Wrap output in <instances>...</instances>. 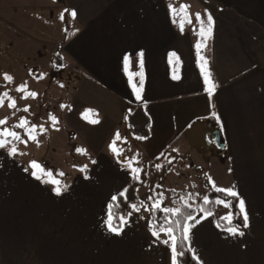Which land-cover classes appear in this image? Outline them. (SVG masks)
Returning <instances> with one entry per match:
<instances>
[{
    "label": "crops",
    "instance_id": "crops-1",
    "mask_svg": "<svg viewBox=\"0 0 264 264\" xmlns=\"http://www.w3.org/2000/svg\"><path fill=\"white\" fill-rule=\"evenodd\" d=\"M200 1L215 21L204 52L211 78L218 85L211 97L185 27L187 16L178 12L173 17L169 0H60L70 12L72 31L58 52L80 95H99L104 106L131 98L136 99V107L143 106L150 119L149 136L137 139L138 162L145 156L152 163L173 151L179 155L176 163L184 159L188 170L204 176L209 168L202 161L218 163L216 180L221 188L235 186L246 201L250 226L241 229L244 236L217 227L219 218L233 213L231 207L218 213L217 203L213 215L206 217L201 203L194 206L193 216L200 223L191 230L193 257L200 264H264V170L251 166L255 159H264V0ZM1 20L9 32L1 43L2 51L20 53L24 61L32 57L41 69L40 45L36 49L27 44L22 33L11 29L5 18ZM141 51L143 69L139 67ZM173 52L176 56H171ZM126 55L130 56V73H144L141 99L128 85ZM133 78L139 87L140 77ZM212 122L226 143L222 158L221 152L217 156L215 148L198 139L199 128L209 130ZM107 157H99L98 169H92L86 175L89 178H77L75 186L56 195L54 188L48 191L25 171L24 155L20 158L19 153L13 156L0 149V236L10 257L6 259H16V264H174L171 242L163 243L167 234L153 235L150 173L137 189L140 211L131 212L121 234L109 231V203L133 176L131 169ZM209 181L212 185L213 180ZM145 185L146 209L140 195Z\"/></svg>",
    "mask_w": 264,
    "mask_h": 264
},
{
    "label": "rangeland",
    "instance_id": "rangeland-1",
    "mask_svg": "<svg viewBox=\"0 0 264 264\" xmlns=\"http://www.w3.org/2000/svg\"><path fill=\"white\" fill-rule=\"evenodd\" d=\"M170 3L177 8L178 12L181 5L189 6L187 14L191 15L192 22L188 23L186 20L185 27L192 36L199 59V56H204L206 46L198 54L195 45L202 38L198 34L201 25L196 18V13H200L201 18L206 22V4L200 0H169ZM62 15L63 19H61ZM69 15V10L65 8L60 0H0V94L8 92L11 97L16 99V108L8 106L9 101L7 98H5L4 106L0 107V120L7 118V124L0 125V128L11 127L17 124L21 117H25L37 126L43 125L46 129V131L40 132L37 128L35 134L38 135V143L29 139L28 134L23 129H15L21 134L22 140L27 141L26 143L16 141L14 144L18 149L17 153H24L25 166L28 168V172L32 173L30 162L36 161L52 173L51 176L42 179H37L31 174L36 181H41L43 186L48 187V191L56 185L51 182H44L45 179L61 181L62 185H68L67 188H70L72 185L75 186L77 178L86 176L92 169H98V159L109 156L107 158L117 159L124 168H129L126 166L129 161L132 162V167L147 164L152 181L150 186L164 185L161 186L162 190L160 192L154 191L157 196L156 200H160L159 194L163 193L162 207H177L179 203H176L175 199H180L183 202L182 197L188 199L192 206H200L201 200H204L205 196L208 197V188L202 184L204 173L188 170L189 165L186 164L184 159L176 163L171 173L164 171V161L157 164L160 165L158 172L153 171L152 163L149 162L150 159L145 156H142L141 162H136L139 160L137 154L140 155L137 138L133 136L132 129L126 125L123 119L125 112L129 111L132 113L133 123L138 125L143 121V114L135 112L136 99H123L122 102L116 101L112 107L110 105L104 106V100L101 96L95 94L89 97L82 96L76 85L71 83L60 52H58L62 51L64 42L70 31H72L71 26H68ZM2 18L12 24L11 29L14 28L23 34V41L27 44L36 49L40 45L41 51L38 53L39 60L43 63L41 69L33 63L34 58L32 60V57H28V61H24L20 53L10 55V53L2 51L4 47L1 43L7 40L6 34H9L8 31L3 29L4 26L8 29V26L2 22ZM18 40L15 36L13 41L16 43ZM31 46H29L27 52H29ZM56 53L61 64L59 69L53 67V59ZM19 58L21 61H19ZM127 72L128 85L132 88L134 78L132 76V79H129V68ZM5 73L13 77L12 82L4 79ZM25 82L27 83L26 91H34L38 94L35 98L28 97L24 99L22 98L24 92L17 91V88ZM136 85L138 86V83ZM61 105H64V107H61ZM86 106L95 108L99 112L88 113V107ZM25 107L28 108L27 112L23 111ZM86 113L97 118L99 122L94 124L87 120ZM50 114L58 118L59 123L55 127L52 126ZM194 127V129L198 128V126ZM57 128L59 130H56ZM207 130L199 128V140H205L204 135ZM117 132L121 137L120 140L116 141L117 149L121 152L119 159L109 149V145L114 140ZM77 148L85 149L86 154L78 152ZM255 150L257 153L259 152L257 148ZM223 152L224 150L221 152L220 158L224 156ZM214 154L219 155L216 152ZM22 156L20 155V158ZM93 160L96 163H92ZM202 163H204L205 169L209 168V171L206 172L211 177V181L215 182L216 187L221 188L216 180L218 163L213 165L205 161H202ZM85 165H87V172L81 171V168ZM251 166L252 170L263 171L264 159H255ZM61 172L64 173L63 176L60 175ZM157 181L161 185L156 184ZM147 189V185L140 189L145 209L147 208ZM171 190L177 191V195H171ZM185 191L187 192L186 195L183 194ZM31 198H33L32 195ZM217 200L224 199L218 198ZM224 210H230V207L218 204V213H222ZM7 256L0 236V261L5 260V262H11L10 264H16V259L9 260L6 259L10 258Z\"/></svg>",
    "mask_w": 264,
    "mask_h": 264
},
{
    "label": "snow or ice",
    "instance_id": "snow-or-ice-1",
    "mask_svg": "<svg viewBox=\"0 0 264 264\" xmlns=\"http://www.w3.org/2000/svg\"><path fill=\"white\" fill-rule=\"evenodd\" d=\"M188 5H181L180 9H179V13L180 14H185L187 15V22L191 23V15L187 14V9H188ZM169 8L172 11L173 17H175L178 14V10L177 8H175L173 6L172 3L169 4ZM67 11V10H66ZM71 15L72 17H75L77 15L76 11L73 10L71 11ZM63 15L61 16V19H63ZM196 18L199 20L200 22V30H199V36L202 38V40L200 42H197L195 47L197 49V52L199 54L200 50L206 46V41L208 38H210L213 34V28H214V24L215 21L211 15V13H207V20L205 22V20L203 18H201L200 13H196ZM181 30H183L184 27V21L181 20ZM78 31V30H77ZM139 56V67L141 69H143V56L144 53L143 51L138 53ZM171 56H176V53L173 52L171 53ZM179 58L177 57V60ZM130 62V56L126 55L124 57V63H125V67L127 69V66ZM199 62H200V68L201 71L204 74V84L206 85V90L208 92V95L211 97L213 95V93L215 92L216 88L218 87V85L214 82V80L211 78V72L209 70V68L207 67L208 61L204 56H199ZM133 75H138L140 77L141 83L140 86L138 87L135 83H132V89L133 92L135 93V96L137 99H141L142 96V91H143V79H144V73L143 71H140L139 73H135L129 74V79H132ZM174 79H179L178 76H174ZM4 79L8 82H12L13 81V77L7 73L4 74ZM27 89V83H23L21 84L18 88L17 91L19 92H24V96L22 98L27 99L28 97H32L35 98L38 94L34 91H26ZM5 98H7V100L9 101L8 106L11 108H16V99L11 97L8 92H4L3 94H0V107L4 106V101ZM61 107H64V105H61ZM23 111L27 112L28 108L25 107L23 109ZM87 111H92L91 109H88ZM14 114V113H13ZM213 116H216L217 119H219L218 115L213 112ZM50 119L52 121V126L55 127L56 124L59 123L58 118L55 115L50 114ZM92 123H98L99 121L97 120H92ZM7 124V118L0 120V125H4ZM16 128H20L23 129L27 134H28V138L36 141L37 143L38 141V135L35 134L37 128H39L40 132L46 131V129L44 128L43 125H39L37 126L36 124L30 122L29 120H27L25 117H21L19 119V122L15 125H12L11 127H4V128H0V148L3 149H7L9 155H16L17 154V147L15 146L14 142L16 141H20L23 143H26V140H22L21 134L19 132H17L15 129ZM56 130H59L58 128ZM138 138H142V137H138ZM120 134L119 132L116 133L114 140L112 141V143L109 145V149L116 154L117 158H120L121 152L120 150L117 149L116 146V141L120 140ZM11 145V147H9ZM78 152L84 153L86 154V150L82 149V148H77L76 149ZM20 155H24V153H20ZM139 155V154H137ZM138 163V161H136ZM92 163H96L95 160L92 161ZM2 166V165H0ZM126 166L131 168V174L133 176L134 179H139V174L141 173L142 169L139 167H132V162L129 161L126 163ZM30 167L32 169V175L35 176L37 179H42L44 177H49L52 175V173L49 170H46L43 168L42 165H40L39 163H37L36 161H31L30 162ZM157 168L160 167V165H156ZM25 171H28V168H25ZM81 171L87 172V165L83 166L81 168ZM61 176L64 175L63 172L60 173ZM85 178H89L88 176H85ZM209 179H211V177H209ZM44 182H51L54 183L56 186L54 187L53 191L55 192L56 195H61L63 193V191L67 190L68 185H62L61 181L58 180H46ZM213 188H215V190L217 192H224L226 193L228 196L232 197L233 199L238 201V208L239 211L237 213H235V216H242V223H243V227L244 228H248L250 226L249 223V214L246 208V201L244 200L243 197H241L240 193L236 190L235 186L232 187H228V188H219L216 187L215 182H213L212 184ZM126 193H127V189H124L123 192L120 193V196H124L126 197ZM159 196L161 197L160 200H157L155 203L152 204V208L153 209H161L162 207V198H163V193H160ZM149 200H153L154 198L152 196L148 197ZM183 201V206H177V207H163V212L166 213L168 216L171 217H175L174 220H171L167 223V226H160L159 230H155V228L153 229V235L159 237L160 232H164L167 234L168 239L164 240L163 243L164 244H169V242H171L170 246L173 252V261L174 264H180V260L179 258H182L185 255V252L183 250H179L178 251V247L179 248H183L184 243L187 242L189 245L188 250L189 251H193L194 250L191 249L190 244H191V230L196 226V224L200 223V220H197L195 218V216H193L190 212H185L184 209H190L192 207V205L189 203L188 199H184L183 197L181 198ZM113 201L117 200L116 196L112 197ZM209 203L208 197L205 196L204 197V204ZM216 203L218 204H224L225 207H231V201L225 202L224 200H217ZM131 208L134 209L135 211L139 212L140 208L137 207L136 204H132ZM201 211H205V216H211L213 215V213L211 211H206L205 209H203V207L201 206ZM128 216H131L132 213L129 212L127 214ZM224 220L227 221L228 223V227L225 229L228 233H230L231 235L235 236V235H239V236H244L245 232L243 230H241V226L240 224H233V219H234V214L232 212H229L227 215H225L223 217ZM114 218L111 214V212H109V216H108V220H107V225H108V229L109 231L119 235L121 234V232L123 231V225L128 223L127 217L124 215H121L119 217V224H115L114 222ZM189 221H195L194 223H189ZM217 227H220V224L217 223ZM179 232V235H177L176 233ZM179 242V243H178ZM197 259H199L198 257H196ZM202 264V262H201Z\"/></svg>",
    "mask_w": 264,
    "mask_h": 264
},
{
    "label": "trees",
    "instance_id": "trees-1",
    "mask_svg": "<svg viewBox=\"0 0 264 264\" xmlns=\"http://www.w3.org/2000/svg\"><path fill=\"white\" fill-rule=\"evenodd\" d=\"M53 67L55 69H59L61 67V64L59 62V57L58 54H55V57L53 59ZM88 110V109H87ZM92 111H87L88 113H97V111L91 109ZM135 112H139L141 114H143L144 119L141 123H139L138 125H136L135 123H133L132 121V113L127 111L124 114V122L126 123V125H128L131 129V132L133 133V136L137 139H146L149 136V124H150V119L147 116V114L144 111V108L142 105H138L135 108ZM86 113L85 117L87 120L92 121V120H97L99 121L97 118L92 117L90 114ZM138 137H142V138H138ZM216 152H218V149H215ZM222 152V151H221ZM220 153V152H219ZM179 158V155L173 151H166L163 154H161L160 156L156 157L153 162H152V169L155 172H158V168L156 167V165L159 162L164 161L163 163V169L164 171L168 172L172 166L176 163L177 159ZM148 175H149V171H148V167L146 165H144L142 167V171L139 174V179H134L132 178V180L130 181V183L126 186L125 189H127V193H126V197L124 196H120V193L116 196L117 200L113 201L111 200L109 203V212H111L113 218H114V223L115 224H119V217L121 215H124L126 217H128V213L132 212L134 209L131 208L132 204H136L137 207L140 208V200H139V196L137 193V189L139 186L145 184L148 180ZM204 185L206 188H208V200L209 203L204 204V200L201 202V206L203 207V209H205L206 211H214L215 207H216V201L218 198L224 199L225 201H231V210L233 211V213H237L239 211L238 208V201L233 199L232 197L228 196L226 193L224 192H217L215 190V188L212 187L209 178L207 175L204 176ZM159 191L162 190V187L159 185H155V186H150L148 189V197L152 196L154 199L153 200H149L148 199V206H149V214H150V222L152 225V228L155 230H159L160 226H167V223L171 220H174L175 217H171L168 216L166 213L163 212V207H161V209H153L152 208V204L155 203L157 200V196L154 193V191ZM171 195H177V191L175 190H171ZM184 195L187 194V192H183ZM176 203H179V206H183V202H181L180 199H175ZM185 212H190L192 215H194L196 213V208L194 206H192L190 209L185 208L184 209ZM218 223L220 224L221 227L227 228L229 225L227 223L226 220H224L223 218H219L218 219ZM233 224H240L241 229H243V223H242V216H234L233 219ZM177 235H179V232L176 233ZM179 243V242H178ZM189 245L187 242L184 243L183 248H179L178 247V251L179 250H183L185 252V255L182 258H179L180 260V264H200L192 255L191 251L188 250Z\"/></svg>",
    "mask_w": 264,
    "mask_h": 264
},
{
    "label": "water",
    "instance_id": "water-1",
    "mask_svg": "<svg viewBox=\"0 0 264 264\" xmlns=\"http://www.w3.org/2000/svg\"><path fill=\"white\" fill-rule=\"evenodd\" d=\"M209 134L213 137L212 141L207 140V136ZM204 136L206 143L212 146L213 148H217L218 153L225 150L226 143L223 139V134L221 130L216 127V124L214 122L210 123V130H207Z\"/></svg>",
    "mask_w": 264,
    "mask_h": 264
},
{
    "label": "flooded vegetation",
    "instance_id": "flooded-vegetation-1",
    "mask_svg": "<svg viewBox=\"0 0 264 264\" xmlns=\"http://www.w3.org/2000/svg\"><path fill=\"white\" fill-rule=\"evenodd\" d=\"M207 139L210 140V141H212V140H213V137L209 134V135L207 136Z\"/></svg>",
    "mask_w": 264,
    "mask_h": 264
}]
</instances>
